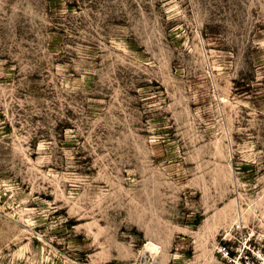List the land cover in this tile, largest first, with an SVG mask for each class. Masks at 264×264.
Instances as JSON below:
<instances>
[{
	"label": "rangeland",
	"instance_id": "374dc122",
	"mask_svg": "<svg viewBox=\"0 0 264 264\" xmlns=\"http://www.w3.org/2000/svg\"><path fill=\"white\" fill-rule=\"evenodd\" d=\"M0 264H264V0H0Z\"/></svg>",
	"mask_w": 264,
	"mask_h": 264
},
{
	"label": "bare ground",
	"instance_id": "6f19581e",
	"mask_svg": "<svg viewBox=\"0 0 264 264\" xmlns=\"http://www.w3.org/2000/svg\"><path fill=\"white\" fill-rule=\"evenodd\" d=\"M154 246H155V245H154ZM154 246L152 247V244H148V245H147V248H149V249H150V248L154 249ZM155 249H156V248H155Z\"/></svg>",
	"mask_w": 264,
	"mask_h": 264
}]
</instances>
